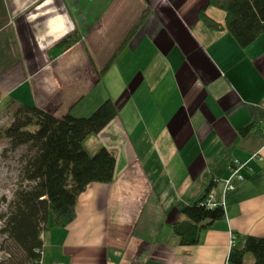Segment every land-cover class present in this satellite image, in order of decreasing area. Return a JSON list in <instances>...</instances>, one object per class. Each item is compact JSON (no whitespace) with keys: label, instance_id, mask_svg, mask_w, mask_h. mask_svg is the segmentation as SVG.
I'll list each match as a JSON object with an SVG mask.
<instances>
[{"label":"crops","instance_id":"crops-1","mask_svg":"<svg viewBox=\"0 0 264 264\" xmlns=\"http://www.w3.org/2000/svg\"><path fill=\"white\" fill-rule=\"evenodd\" d=\"M208 1L0 0V110H118L84 143L115 155L114 180L42 233L41 264H227L233 237H264V34L241 48L200 19L225 27ZM235 159L244 180L226 192ZM209 187L226 218L181 245L173 227Z\"/></svg>","mask_w":264,"mask_h":264},{"label":"trees","instance_id":"trees-1","mask_svg":"<svg viewBox=\"0 0 264 264\" xmlns=\"http://www.w3.org/2000/svg\"><path fill=\"white\" fill-rule=\"evenodd\" d=\"M208 6L225 12V27L207 16L205 10L200 12V19L212 30L226 28L241 48H247L264 34V0H209ZM117 113L111 100L89 117L68 113L58 118L37 107H19L4 136L15 148L28 145L34 149L27 165V179L35 185L30 191L19 193V201L8 218V234L22 256L10 255L0 264H41V234L51 227L65 228L73 222L77 200L90 184L113 182L115 155L106 148L90 155L84 143L91 135L99 134ZM252 127L244 128L242 134ZM211 189L182 211L187 220L174 225L181 245H197L203 230L226 218L223 205L209 208L206 204ZM236 238L227 264H245L247 255L253 257V264H264V237L246 236L235 244Z\"/></svg>","mask_w":264,"mask_h":264},{"label":"rangeland","instance_id":"rangeland-1","mask_svg":"<svg viewBox=\"0 0 264 264\" xmlns=\"http://www.w3.org/2000/svg\"><path fill=\"white\" fill-rule=\"evenodd\" d=\"M18 109L17 106L7 104L0 110V262L10 255L22 256L20 248L8 234V218L19 201V193L28 192L35 185L27 179V165L34 155V149L28 145L15 148L4 136V131L13 123Z\"/></svg>","mask_w":264,"mask_h":264},{"label":"built area","instance_id":"built-area-1","mask_svg":"<svg viewBox=\"0 0 264 264\" xmlns=\"http://www.w3.org/2000/svg\"><path fill=\"white\" fill-rule=\"evenodd\" d=\"M247 167V163H241L238 159H235L230 165H229V171H230V176L224 181L225 183V187H226V192L232 191L235 186L233 184V179H237L239 181H243L244 177L241 174V171ZM218 181V180H217ZM209 197V196H208ZM208 200V199H207ZM206 204L208 205L209 208H214L215 206H212L210 204H208V202L206 201ZM42 235V234H41ZM233 240L234 237L231 241V244H233Z\"/></svg>","mask_w":264,"mask_h":264}]
</instances>
